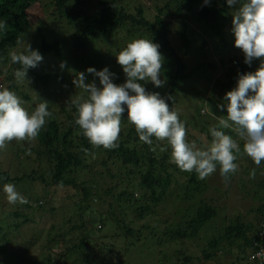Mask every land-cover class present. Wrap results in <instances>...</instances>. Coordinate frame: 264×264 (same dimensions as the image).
Wrapping results in <instances>:
<instances>
[{
	"label": "trees",
	"instance_id": "obj_1",
	"mask_svg": "<svg viewBox=\"0 0 264 264\" xmlns=\"http://www.w3.org/2000/svg\"><path fill=\"white\" fill-rule=\"evenodd\" d=\"M38 1L0 0V21L7 24L5 29L0 30V78L3 77L0 85L18 91L15 71L5 76L1 73L6 65L11 63L9 52L18 48V41H21L20 45L25 44L30 33H34V38L37 39L35 50L42 54L43 61L51 57L48 63L50 60L55 63L56 60L65 66L68 54L66 55L62 43H70L72 49L79 52L90 43L92 47L97 44L111 45L117 37L123 36L122 34L125 38L132 39L137 36L148 37L161 45L164 54L169 58L168 62L167 58L164 60L167 86L161 90L153 83L149 86L143 85L148 91L159 92L175 110L179 101L177 96L184 92L182 88H186L187 84L196 85V80L209 73L205 79H201L205 82L202 83V95L207 96L202 103L209 113L203 114L197 106L191 115L192 119H186L180 113L181 120L186 122L189 140H195L198 145L210 142L209 129L218 122L216 113L220 115L227 112L225 99L218 101L215 95H212L210 86L207 87L212 79L210 70L220 74L214 80L213 90H219L223 94L237 86L240 74L256 71L261 63L257 59L249 66L238 56L232 31L233 24L229 23L232 7L227 4V0H210L209 5L203 4L202 0H139L137 6L126 5V0H53V10L49 12L51 20L69 31V34L63 37V28H60L59 36L63 37L61 41L60 38L47 35L46 26L41 24V20L32 22L29 10ZM193 22L198 30H194ZM53 30L55 31V28ZM175 40L177 44L173 46ZM214 55L218 62L213 61ZM42 62L36 68H40ZM110 72L113 73L112 70ZM34 76L43 88L70 90L61 75L36 73ZM46 89L39 92L40 98L48 91ZM23 95L27 100H31L28 94ZM221 104L225 105L223 110L218 107ZM51 112L53 115L37 138V145L30 148V155L28 149L20 145L8 152L7 163H11L10 167L13 168L17 163L18 170L25 169V172L29 173L12 174L7 170L9 166L6 170L2 169L0 161V199L6 198L3 192L5 183L18 186L26 185L29 181V186L33 189L38 183L44 189L35 208L29 205L33 200L31 196L28 198L26 206L34 210L31 213H20L17 209L8 213L14 208V204L7 202L10 206L5 208L0 202V236L6 238L9 244L18 237L23 239L20 242L26 241L28 247H33V244L34 247L41 245L37 239L24 238L26 235L23 227L32 229L33 232L28 231L30 234L32 232L33 237H41L43 233L35 230L38 221L34 213H57L58 217L63 216L61 228L57 230L58 226H52L43 236L47 239L43 244L55 251L56 262H53L50 256L46 264H95L96 258L89 233L90 226L94 225L93 219L101 225L99 240L107 239L108 236L101 234L108 222L116 225V232L107 239H120L124 242V251L120 252L122 263L116 264H128L130 256L138 250L141 252L142 249L156 254L157 264H190L193 261L192 256L181 254L179 250L169 254L167 250L179 244L178 241L195 240L197 234L192 236V232L200 230L198 225L202 216L198 211L204 204V201L199 202L197 197L205 192L206 182L214 175L221 177L219 170L204 180H200L195 172H185L186 178L180 190L173 191L171 185L175 175L180 172L183 176L184 171L171 162L170 148L164 152L160 151V147L165 146L166 142H158L153 138V144L150 146L140 141L135 127L127 121V112L124 113L119 147L111 150L102 147L94 149L91 146L75 123L77 111L71 101L63 105L59 112ZM230 134L235 137V133ZM240 143L242 147L243 142ZM84 149H88L90 154H86ZM32 154H36L35 160L27 162ZM240 157L250 166L246 165L245 171L231 175L229 181H234L236 177L240 183L239 191L246 194L245 199L257 204L249 210L238 206L237 222L229 225L223 234L213 237L208 248L202 251L206 259L213 258L225 241L230 245L243 241L245 250L242 252L248 259L255 251L260 221H264V163L257 167L246 155ZM242 166L244 170L245 166ZM253 168L256 169L255 179L250 177ZM61 183L63 186L59 187ZM56 189L72 190L68 199L77 197L76 202L57 208L49 197V192ZM41 201L45 204L40 203ZM170 202L176 206L180 202V206L186 208L181 213L177 210L172 215L161 217L159 205ZM241 210L258 215L260 221H249V214ZM176 215L178 219L174 218ZM9 216L13 218L12 221L7 220ZM162 226L166 228L161 234L159 230ZM111 246L116 248L114 244L104 245L101 255L97 258L100 264H112V257L104 253H110L113 249Z\"/></svg>",
	"mask_w": 264,
	"mask_h": 264
},
{
	"label": "clouds",
	"instance_id": "obj_2",
	"mask_svg": "<svg viewBox=\"0 0 264 264\" xmlns=\"http://www.w3.org/2000/svg\"><path fill=\"white\" fill-rule=\"evenodd\" d=\"M227 4L230 7L239 5L232 20L235 47L244 54L245 64L251 66L257 59L261 63L256 71L240 74L237 86L226 93L227 116L218 117L217 124L209 129L210 142L198 145L195 140H189L186 122L181 120L180 113L170 107L159 92L148 91L140 83L150 81L156 87H162L165 81L160 77L165 58L161 46L152 39L134 38L116 55L117 63L126 75L125 83H114L115 74L107 67L101 71L87 69L88 73L99 77L100 86L94 81L86 83L83 72L74 80L76 88L87 93L86 97L71 98L77 111L75 123L94 149L119 147L124 113L127 112V121L135 127L140 141L150 146L153 138L166 142L160 151L170 148L171 162L181 171L195 172L200 180L219 170L228 182L238 170L236 161L241 155L249 157L257 167L264 163V0H227ZM6 27V22L0 21V30ZM17 43L18 48L11 50L9 57L13 64L21 66L14 75L18 82H23L28 70L36 68L43 56L30 44L19 48L21 41ZM218 107L223 110L225 105ZM52 115L48 102L29 111L15 91L0 85V151H6L13 141L35 142ZM230 133H235V138ZM84 151L90 154L88 149ZM28 154H31L30 149ZM255 176L256 169L253 168L250 177L255 179ZM62 186L61 183L59 187ZM3 192L9 204L28 203L14 183H5ZM258 237L255 251L259 245H264V222L259 225ZM256 255L264 257V250Z\"/></svg>",
	"mask_w": 264,
	"mask_h": 264
},
{
	"label": "rangeland",
	"instance_id": "obj_3",
	"mask_svg": "<svg viewBox=\"0 0 264 264\" xmlns=\"http://www.w3.org/2000/svg\"><path fill=\"white\" fill-rule=\"evenodd\" d=\"M144 1V0H143ZM53 0H39L36 2L31 9L29 10V16L32 19L33 23H37L39 20H41V24L46 26L47 35L57 38H60L59 32L60 28H63L62 33L63 37L67 36L69 34V31L65 29L63 26H58L54 21L50 18V11L53 10L52 7ZM203 4L209 5L210 0L208 3H205V0H202ZM130 4L132 6H137L139 4V0H126V5ZM238 8V5L236 7H232L229 13V23L232 24L233 20V13ZM193 25L195 27L194 30L197 29V25L193 22ZM55 28V31L53 30ZM58 30V31H56ZM29 36L25 40V44L19 45V48H23L27 46V43L31 45L32 49L35 50V44L37 42V39L34 38V33L28 34ZM123 38L117 37L115 41L111 45L109 44H100L95 45V47H92V44H88L84 50H80L79 52H76L74 49H72V45L64 44L62 43L63 49H65V53L67 55V66L63 65L61 62H57L55 60V63H53L51 60L48 63V59L51 57L46 58L45 61L42 62V65L40 68H35L34 71L28 70L26 80L23 82H18L15 78V84L18 87V91L15 90V92L21 97V99L24 102V106L29 110L33 111L35 110V107L46 101L49 103V110H54L56 112H59L60 108L69 103L71 101L72 97H75L77 95L81 96H87V93L83 91L81 88H76L74 84V80L77 78L78 74L83 72L86 76V83L95 82L97 86H100L99 77H95L93 74H90L87 72L88 68H95L97 71L103 70L105 67L110 68V70L113 71L115 76L113 77V82L117 84H122L126 82V75L123 72L122 67L117 63L116 55H118L119 51L123 49L128 42L132 40V38H125L124 34H122ZM195 37H197L196 34H194ZM61 37V38H63ZM61 38L59 39L61 41ZM134 38H140V36L134 37ZM133 38V39H134ZM141 38H148V37H141ZM150 39V38H149ZM66 42V41H65ZM177 44V40L173 41V46ZM161 46V45H160ZM160 51L163 54L164 58H167V55L163 52V47H160ZM238 56L241 59H244V54L240 49L237 48ZM191 58V57H190ZM193 58V57H192ZM215 62H218L219 60L214 55L213 56ZM165 60V59H164ZM169 58H167L168 62ZM165 64V62H164ZM63 65V66H62ZM19 68V64H13L8 63L6 67L3 69L2 75H7L8 73L14 72ZM165 65H163L162 73H161V79L165 81L164 85L161 88L163 90L167 86V79H166V73H165ZM258 69V68H257ZM212 74L211 84H208L210 86V90L212 95H215V97L218 99V101H224V97L226 96V93L221 94L219 90H213L214 86V80L220 76L218 73H213L210 70ZM36 73H54L61 75L63 78H65V83L70 86L69 91H60L53 87L51 88H43L40 83L37 81L36 77L34 76ZM209 73H206L204 75V78H200L199 80L195 81V84H187L185 86L186 88H182L184 92L182 94H179L177 96L178 101V107L177 110L179 113H181L182 116H184L186 119H192L193 116H191L196 109L200 110L203 114L209 113V110L205 104L202 103V100L206 99V95H202V92L204 91L203 84L205 83L201 79H205ZM3 80V77L0 78V81ZM69 83V84H68ZM142 84H145L146 86H149L152 84V82H140ZM65 84V85H66ZM71 84V85H70ZM63 88V87H62ZM42 89H46L45 93H43V96L40 98V91ZM202 90V91H201ZM39 93V94H38ZM23 94H28L31 98V100H27L26 96ZM227 111V109H226ZM227 116V112L225 114L223 113H216V118L218 117H225ZM202 136L206 138V135L202 133ZM235 138V137H234ZM241 142V141H240ZM20 145L22 148L30 149L32 147H35L37 145L36 141L33 143L29 142H17L13 141L8 145V148L6 151H0V161L2 169L10 170L13 173L23 174V173H29L28 171L25 172V169L18 170L17 169V163L12 168L10 167L11 163L8 162V152L12 151L15 146ZM36 154H32L31 157L28 158L27 162H33L35 160ZM31 158V159H30ZM238 170L237 172H242L246 170V165L248 167L250 164H247V161H245L242 157L238 159ZM14 164V163H12ZM245 166V169L242 170L243 166ZM249 170V168L247 169ZM236 172V174H237ZM183 176L180 172H178L175 175V180L171 185V188L173 191L176 190L178 192L180 190V187L182 183L185 181L186 173L183 172ZM222 177V176H221ZM218 177L217 175H214L208 182H206V190L205 192L197 197V200L200 202V200L204 201V204L202 205V209L198 211V214L202 216V221L199 223L197 232L193 231L192 236L195 237V240H186L185 242L177 243L176 246H172L167 251H169V254L175 253L176 250H179L178 252L181 254H188L193 257V261L190 264H252L251 260L247 258V255L244 254L242 251L245 250L243 241H236L234 244L230 245L225 241L222 245L221 250L217 253L213 258L206 259L205 256L202 254V251L206 248H208L209 241L212 240L213 237H218L220 234L224 233V230L231 225L232 223H236L239 215V208L240 205L241 208L249 210L251 206L257 204L251 201L250 199H245L246 194L243 191H239L240 189V183L237 181L236 177L234 181H228L226 182L225 179ZM261 177V176H260ZM176 180L178 182H176ZM30 183H26V185H18L17 189L20 191L25 198L28 200V198L31 196L33 199L31 202H29V205L35 206L38 204L37 200L38 197L41 196V193L44 191L43 186L38 183L34 185V189L32 186H29ZM32 187V188H31ZM57 191V192H56ZM73 191H68L67 189H56L51 190L49 192V197L51 202L56 206L57 208H62L64 206H67L71 202H74L77 200L76 198H73V200L68 199L69 196ZM46 193V192H45ZM0 202L3 203L5 208L10 205L7 204L6 198L3 197V199H0ZM76 202V201H75ZM40 203L45 204L44 201H41ZM39 203V204H40ZM28 204V203H27ZM73 204V203H71ZM180 202L175 205V203H168V204H162L159 205L160 209L159 212L161 214V217L172 215L173 213L178 212L181 213L184 211L186 207L183 208V206H180ZM179 206L181 208H179ZM14 209H17L21 212H27L31 213L32 209L27 208L26 204H14V208L10 210L11 213ZM246 210H241V212H244L247 215V219L250 221H254V223H258L260 221V217L254 213H250L249 211L246 212ZM35 219H37L38 223L35 226V230H39V232H42L43 235L41 237H33L32 232L33 230L28 228V226L23 227L24 234L26 235L24 238L28 237L37 239L39 241V244L41 245H35L33 244V247H28L29 245L26 244V241L20 242L23 239L16 237L14 240L17 241L16 243H13L14 240L11 241L9 244L6 238H3L0 236V264H46L48 261V258L50 256L52 261H55V251L51 250V248H48L47 244H43L46 242V236L43 238L46 232L52 228V226H58L57 230L61 228L62 218L58 217V215H44L41 214L40 211H36L35 213ZM183 214V213H182ZM160 218V217H159ZM175 219H178V215L174 217ZM8 221H12L13 218L9 216L7 218ZM94 225L90 226V236L92 238L91 246H93V254L96 258L95 264H100V262L97 261L98 256L101 255L104 245L106 244H114L116 245V248L111 246L112 251L108 253V251H104L105 254H108L111 256V262L112 264L116 263H122V255H120V252L124 251L125 245L123 240L120 239H113L107 240L109 237H111L116 232V225L113 222H108L105 229L103 236H108L107 239L99 240L98 237L99 229L101 228L100 223L97 222L96 219H93ZM264 221H260V225ZM166 227L162 226L160 227L159 232L162 234L164 229ZM32 231L31 234L29 231ZM57 234V233H56ZM241 246V247H240ZM243 247V248H242ZM57 252V250H56ZM55 253V254H54ZM180 254V255H181ZM211 256V255H210ZM132 257H134L132 259ZM132 257L130 256L128 264H157L156 262V254H152L150 252H146L145 249H142L141 252L138 250L134 254H132ZM184 259V256H183ZM103 260V259H102ZM56 262V261H55ZM63 263V262H60ZM77 264V263H76ZM124 264V262H123Z\"/></svg>",
	"mask_w": 264,
	"mask_h": 264
},
{
	"label": "built area",
	"instance_id": "obj_4",
	"mask_svg": "<svg viewBox=\"0 0 264 264\" xmlns=\"http://www.w3.org/2000/svg\"><path fill=\"white\" fill-rule=\"evenodd\" d=\"M264 250V245H259L256 251L251 256V261L257 263V264H264V257L257 256L256 254L260 251Z\"/></svg>",
	"mask_w": 264,
	"mask_h": 264
}]
</instances>
